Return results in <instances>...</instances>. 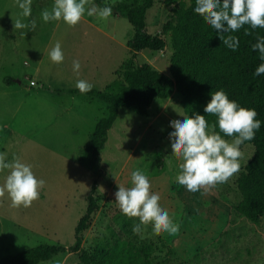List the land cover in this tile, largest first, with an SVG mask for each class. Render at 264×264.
<instances>
[{
	"label": "rangeland",
	"instance_id": "374dc122",
	"mask_svg": "<svg viewBox=\"0 0 264 264\" xmlns=\"http://www.w3.org/2000/svg\"><path fill=\"white\" fill-rule=\"evenodd\" d=\"M192 0H153L145 14L146 30L166 42L162 50L135 49L134 30L120 2L141 0H91L112 7L106 19L87 14L75 26L60 21L44 22L41 11L54 0H31V15L21 17L27 28L14 27L20 17L18 0H0V151L32 165L46 183L28 207L13 206L7 193L0 197V257L16 254L38 244L74 243V230L87 205L94 182L98 208L82 231V247H94L127 238L137 245H152L151 264H264V216L251 222L235 211L240 200L237 180L254 153L253 144L240 147V169L225 182L202 186L192 192L176 182L180 158L171 150L170 119L186 115L178 91L154 98L145 114L122 107L108 130L100 163L81 153L96 122L106 114V104L81 93L75 83L88 80L92 89L103 90L121 79V64L148 62L171 77L173 52L169 32L163 30L173 8ZM31 21H35V26ZM61 41L64 60L55 63L47 53ZM134 53V54H133ZM81 63L79 73L72 62ZM13 81L8 83L6 78ZM34 81L35 84H32ZM70 89H77L71 92ZM231 142L233 137L226 138ZM135 168L146 169L152 190L179 223L175 234L155 232L152 222L132 225L138 216L125 215L115 201L117 183L131 186ZM7 170L0 173L3 183ZM60 259L62 264L82 263L68 249L40 264Z\"/></svg>",
	"mask_w": 264,
	"mask_h": 264
},
{
	"label": "trees",
	"instance_id": "16d2710c",
	"mask_svg": "<svg viewBox=\"0 0 264 264\" xmlns=\"http://www.w3.org/2000/svg\"><path fill=\"white\" fill-rule=\"evenodd\" d=\"M194 4L195 0H192L189 4L173 8L170 18L163 25V30L170 34L173 47L171 77L148 62L133 64L126 60L119 69L121 79L111 81L103 90L92 89L85 93L106 104V114L97 120L89 142L81 150L82 154L92 156L96 165L100 163L99 152L104 147L108 130L120 108L145 114L154 98H167L175 90L181 95L180 104L186 115L194 112L204 114L203 108L210 100L211 91L222 88L230 99L236 100L241 106L255 108L256 118L264 121V74L254 75L261 60L258 51L251 47L257 35L264 36V28L252 30L245 25L231 33L239 38V46L233 51L222 43L216 30L204 20L203 15L193 10ZM152 5L153 0L117 4L134 30L136 50L157 51L166 45L162 36L151 34L145 28V14ZM245 28L249 31L246 32ZM6 80L11 83L13 78L7 77ZM205 118L211 124L217 120L210 113H205ZM215 130L219 131V128ZM247 142L253 144L255 150L237 180L240 200L235 205V211L251 222L258 223L264 216V123L254 138L244 141L242 145ZM94 185L93 182L87 195L85 211L75 226L73 244H38L16 254L0 257V264H40L67 249L77 252L82 263L151 264L148 260L153 250L151 243L137 245L127 238L116 237L114 243L96 246L92 252L82 247V231L98 208Z\"/></svg>",
	"mask_w": 264,
	"mask_h": 264
},
{
	"label": "clouds",
	"instance_id": "9594fccd",
	"mask_svg": "<svg viewBox=\"0 0 264 264\" xmlns=\"http://www.w3.org/2000/svg\"><path fill=\"white\" fill-rule=\"evenodd\" d=\"M91 4V0H54L51 9L41 11L44 22L63 20L69 26L78 24L85 14L96 15L106 19L112 14V7ZM22 10L20 17L14 22V27L24 29L28 24L21 17L31 15V0H18ZM195 12L201 13L204 20L216 30L224 45L235 51L239 46V38L231 33L245 25L252 30L264 28V0H195ZM35 26V21H31ZM248 32L249 29L245 28ZM228 33V35H225ZM258 51L261 63L255 68L254 75L264 74V36L257 35L251 45ZM52 62L64 60V50L61 41L56 40L47 53ZM73 71L77 74L81 68L78 59L72 62ZM75 87L81 93L92 90L93 84L85 79H78ZM203 113L194 112L192 115L179 116L170 119L169 139L172 153L180 158L176 182L184 185L187 190L195 192L202 186L215 185L225 182L240 169L239 158L242 155L240 146L244 141H250L264 121L257 119L255 108L241 106L236 100L230 99L224 89L211 91L210 100L204 105ZM205 113L217 117L215 124L209 123ZM219 131H216V128ZM223 133V135L221 134ZM233 137L231 142L225 137ZM3 183H0V197L7 193L13 206L28 207L40 196L46 181L37 177L32 165L22 162L13 155L0 151V173H4ZM131 186L118 184L115 201L120 210L129 217L138 216L132 228L141 230V222L151 221L155 232L175 234L180 225L169 210L160 203L159 191L152 190V180L146 169L135 168L130 174ZM49 264H62L60 259H54Z\"/></svg>",
	"mask_w": 264,
	"mask_h": 264
},
{
	"label": "built area",
	"instance_id": "2783aa9c",
	"mask_svg": "<svg viewBox=\"0 0 264 264\" xmlns=\"http://www.w3.org/2000/svg\"><path fill=\"white\" fill-rule=\"evenodd\" d=\"M32 84H35L34 81H31Z\"/></svg>",
	"mask_w": 264,
	"mask_h": 264
}]
</instances>
